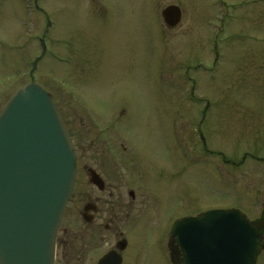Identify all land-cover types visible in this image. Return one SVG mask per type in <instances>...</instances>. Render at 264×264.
Instances as JSON below:
<instances>
[{"label": "rangeland", "instance_id": "obj_1", "mask_svg": "<svg viewBox=\"0 0 264 264\" xmlns=\"http://www.w3.org/2000/svg\"><path fill=\"white\" fill-rule=\"evenodd\" d=\"M88 1L42 0L43 16L32 0H0V113L30 82L51 94L71 132L75 110L100 132L125 110V142L154 144L156 165L141 159V168L158 191L170 189L174 220L252 203L264 185L251 157L264 159V0ZM102 3L104 19L86 13ZM170 5L182 10L174 28L162 17ZM157 237L130 264H160L150 253ZM77 250H59L57 264Z\"/></svg>", "mask_w": 264, "mask_h": 264}, {"label": "water", "instance_id": "obj_2", "mask_svg": "<svg viewBox=\"0 0 264 264\" xmlns=\"http://www.w3.org/2000/svg\"><path fill=\"white\" fill-rule=\"evenodd\" d=\"M162 17L176 27L181 8L170 5ZM75 162L73 141L50 94L36 82L19 88L0 113V264H55ZM172 235L178 264H255L262 245L236 210L178 220Z\"/></svg>", "mask_w": 264, "mask_h": 264}, {"label": "flooded vegetation", "instance_id": "obj_3", "mask_svg": "<svg viewBox=\"0 0 264 264\" xmlns=\"http://www.w3.org/2000/svg\"><path fill=\"white\" fill-rule=\"evenodd\" d=\"M32 1V11L43 15L42 0ZM105 6L103 3L102 6L92 4L86 13L104 19L108 13ZM196 102L201 103L200 100ZM122 113L123 116L112 118L104 132L98 131L97 120L89 118L86 122L76 110L70 122L72 132L65 124L74 144L76 179L56 237L55 264L59 250L68 245L78 247L75 257L67 259L69 264H130L135 260L138 263V252L145 250L141 244L155 235H158L157 248L156 244L151 248V255L160 264L163 261L165 264H177L172 251V230L179 218L174 220L173 205L168 197L170 189L166 190V195L158 191L156 175L141 168V159L146 161L149 169L156 165L154 144L142 137L128 138L126 143L124 129L127 126L132 128L133 123L130 117L127 119L125 116V110ZM153 119L150 121L156 123ZM200 139L205 146L201 131ZM171 147L172 143L167 142V152ZM214 154L221 159L222 153ZM248 157L247 154L243 156L241 166L246 164ZM251 157L262 161L264 168L263 158ZM167 186L168 183L165 189ZM247 199L252 203L247 201V206L234 203L226 209L241 212L255 228L262 242L256 264H264V185L255 197ZM67 212L71 218L70 229H62ZM185 217L189 216L181 218ZM110 254L111 260L104 262L103 259Z\"/></svg>", "mask_w": 264, "mask_h": 264}]
</instances>
